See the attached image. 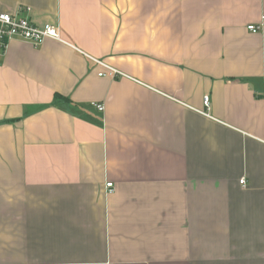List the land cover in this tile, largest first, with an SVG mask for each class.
I'll return each mask as SVG.
<instances>
[{
	"label": "crops",
	"instance_id": "1",
	"mask_svg": "<svg viewBox=\"0 0 264 264\" xmlns=\"http://www.w3.org/2000/svg\"><path fill=\"white\" fill-rule=\"evenodd\" d=\"M0 14L66 42L0 61V264H264V0Z\"/></svg>",
	"mask_w": 264,
	"mask_h": 264
},
{
	"label": "built area",
	"instance_id": "2",
	"mask_svg": "<svg viewBox=\"0 0 264 264\" xmlns=\"http://www.w3.org/2000/svg\"><path fill=\"white\" fill-rule=\"evenodd\" d=\"M249 31L257 33L261 30V27L256 25L250 26ZM54 40L57 42L66 43L62 37V30L53 24H45L44 26H38L31 19L22 18L18 15L0 14V61L3 58L5 52L8 49V44L13 41H23L32 44L36 47L42 46L46 40ZM92 59L100 68L98 76L106 79H117L124 77L122 72L117 71L107 63L95 58ZM205 105L209 107V99L205 98ZM99 112L105 111L103 104H94ZM245 179L240 181V184L245 186ZM113 183L107 184L108 192H113Z\"/></svg>",
	"mask_w": 264,
	"mask_h": 264
}]
</instances>
